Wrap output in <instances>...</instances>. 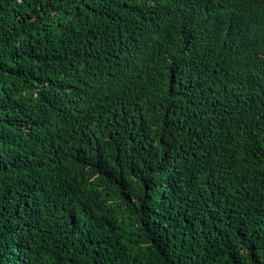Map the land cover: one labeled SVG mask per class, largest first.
Returning <instances> with one entry per match:
<instances>
[{"label":"trees","instance_id":"1","mask_svg":"<svg viewBox=\"0 0 264 264\" xmlns=\"http://www.w3.org/2000/svg\"><path fill=\"white\" fill-rule=\"evenodd\" d=\"M221 3L0 0V264H264V102Z\"/></svg>","mask_w":264,"mask_h":264},{"label":"clouds","instance_id":"2","mask_svg":"<svg viewBox=\"0 0 264 264\" xmlns=\"http://www.w3.org/2000/svg\"><path fill=\"white\" fill-rule=\"evenodd\" d=\"M221 3L220 0H216ZM251 6L249 7L246 3L243 7H237L235 9H229L223 5L225 13L232 21L231 30H236L237 33L234 35L237 39H233L229 36L230 41L234 44L232 48L239 51L242 55L240 58L239 69L237 72V80L239 82V87L235 88V95L239 96L245 92L252 93L259 100L264 102V74L254 75V73H248L242 67V63L244 60L249 59L254 55L258 56V63L264 65V0H251ZM260 6V7H259ZM257 9V10H255ZM242 32H247L246 39H241ZM132 35H136V30H133ZM164 30L158 21L157 18L154 19V29L151 33V38H157L159 35H162ZM263 37V38H262ZM226 44L228 42L226 41ZM146 48L148 46L146 45ZM198 68L196 70L195 76L197 78L198 73L203 68L204 64L198 60ZM226 69V68H223ZM183 76L188 77L187 73L184 72ZM258 76V77H257ZM255 78H259L261 82L253 88L247 89L246 83L253 80ZM191 80L190 78H188ZM193 85V84H192ZM194 90L196 92H200L201 88L198 85H194ZM195 106L199 107H207L213 110H220L221 107H226L225 102H216L211 94L204 96V98L200 99Z\"/></svg>","mask_w":264,"mask_h":264}]
</instances>
